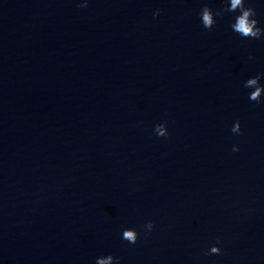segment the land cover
<instances>
[{
    "label": "water",
    "instance_id": "1",
    "mask_svg": "<svg viewBox=\"0 0 264 264\" xmlns=\"http://www.w3.org/2000/svg\"><path fill=\"white\" fill-rule=\"evenodd\" d=\"M205 4L0 0V264H264V36Z\"/></svg>",
    "mask_w": 264,
    "mask_h": 264
},
{
    "label": "clouds",
    "instance_id": "2",
    "mask_svg": "<svg viewBox=\"0 0 264 264\" xmlns=\"http://www.w3.org/2000/svg\"><path fill=\"white\" fill-rule=\"evenodd\" d=\"M86 4H79L78 7H85ZM233 13L238 12V14L234 17V22L230 25L231 29L238 34L242 38H251V39H260L264 36V28L258 27V21L255 19L256 11L253 7L246 6V0H223V6L216 10L215 13L213 10L208 7L206 4L200 9L199 15L202 26L211 30L213 26L216 24L215 17L222 16L224 13ZM160 14V10L157 9L156 12L153 13V17L155 18ZM252 57L250 56L249 59ZM264 78V73H257L254 77L248 78L244 82L245 88L253 89L248 94V100L256 103H261V96L264 94V85L260 84V80ZM233 133H240V123L239 121H235L231 128ZM154 132L157 136L167 137V129L166 123L156 124L154 126ZM233 151H238V148L234 145ZM154 224L152 222H147L144 225L146 229L145 235L148 232H151ZM138 238V233L134 229L125 228L122 231V239L129 242V244H135ZM219 243V240L217 241ZM221 253V249L218 246L210 247L208 253L206 254H215L219 255ZM95 264H119V258L113 257L111 254L107 256L98 257L95 261Z\"/></svg>",
    "mask_w": 264,
    "mask_h": 264
}]
</instances>
